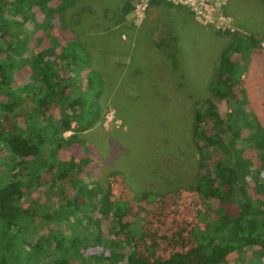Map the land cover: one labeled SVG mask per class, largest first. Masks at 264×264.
Wrapping results in <instances>:
<instances>
[{"label": "rangeland", "instance_id": "374dc122", "mask_svg": "<svg viewBox=\"0 0 264 264\" xmlns=\"http://www.w3.org/2000/svg\"><path fill=\"white\" fill-rule=\"evenodd\" d=\"M125 1L76 0L63 13L66 29L58 22L54 28L59 41L76 36L84 44L91 68L103 83L99 123L77 134L87 143L88 153L83 154L78 146L63 145L57 157L74 158L81 172L78 178L85 183L98 182L104 193L111 191V199L124 209L120 223L128 227L119 232L114 210L102 217L96 209L74 207L63 225L65 234L76 242L66 252L69 264H87L90 256L113 255L112 260L117 261L129 250L125 233L132 236L140 255L148 258L167 257L192 245L191 232L204 226L199 217L203 204L194 191L199 157L191 138L192 124L196 112L211 98L220 54L231 41L230 32L253 35L261 42V54L250 59L242 86L264 124L261 0H204L207 18H197L184 5L151 6L150 0L137 1L124 15ZM18 78L25 81L21 75ZM230 93L234 98L230 101L240 97L237 87ZM25 102L19 109L23 114L31 101ZM215 105L226 124L229 100ZM1 121L2 131L12 130L13 122H18L7 115ZM228 134L226 129L224 138ZM72 135L65 132L63 137ZM82 158L88 164L83 165ZM2 159L9 160L10 155L0 147V163ZM40 170L46 174L44 168ZM0 172L2 181L7 170L0 166ZM50 181L51 176H43L42 187L24 188L20 205L25 213L53 211L61 197L73 198L72 186L65 185L62 195L59 188L48 190ZM3 184L0 182V187ZM34 224H41L39 215ZM54 258L44 250L31 257L37 264ZM225 264H264V258L254 247L230 254Z\"/></svg>", "mask_w": 264, "mask_h": 264}, {"label": "trees", "instance_id": "16d2710c", "mask_svg": "<svg viewBox=\"0 0 264 264\" xmlns=\"http://www.w3.org/2000/svg\"><path fill=\"white\" fill-rule=\"evenodd\" d=\"M137 1L126 0L123 14H129ZM75 2L0 0V126L7 113L18 120L12 130H0V147L10 155L0 163L7 170L0 181L4 182L0 187V264H37L31 257L42 250L55 255L45 264H69L66 252L76 242L65 234L63 225L74 207L96 209L102 217L114 210L119 232L128 229L120 223L124 209L111 199V191L104 193L98 182L78 178L81 172L74 158L57 157L63 145L88 153L87 143L77 134L96 126L102 112L103 83L91 68L88 49L76 36L59 41L53 34L56 22L66 29L63 13ZM150 5L171 3L150 0ZM229 34L231 41L220 54L211 98L196 112L191 130L199 157L194 191L203 204L199 217L204 226L191 232L192 245L167 257L141 256L132 236L125 233L129 250L117 261L113 255L90 256L87 264H225L230 254L254 247L264 258V124L242 86L250 59L260 55L262 47L253 35ZM20 75L25 81H18ZM235 87L240 97L230 101L228 91ZM224 99L231 108L226 124L215 105ZM26 100L31 102L23 114L19 109ZM226 129L229 134L224 138ZM65 132L73 135L65 138ZM81 162L88 164L86 158ZM47 175L51 176L48 190L70 185L73 200L61 190L65 196L53 211L25 213L20 205L24 188L42 187ZM37 215L38 225L34 224Z\"/></svg>", "mask_w": 264, "mask_h": 264}, {"label": "built area", "instance_id": "2783aa9c", "mask_svg": "<svg viewBox=\"0 0 264 264\" xmlns=\"http://www.w3.org/2000/svg\"><path fill=\"white\" fill-rule=\"evenodd\" d=\"M174 5H184L191 9L197 18H207L208 9L204 0H165Z\"/></svg>", "mask_w": 264, "mask_h": 264}, {"label": "water", "instance_id": "95a60500", "mask_svg": "<svg viewBox=\"0 0 264 264\" xmlns=\"http://www.w3.org/2000/svg\"><path fill=\"white\" fill-rule=\"evenodd\" d=\"M228 95H229V97H230L231 100L234 99L233 96L231 95L230 91H228Z\"/></svg>", "mask_w": 264, "mask_h": 264}, {"label": "flooded vegetation", "instance_id": "af4514ba", "mask_svg": "<svg viewBox=\"0 0 264 264\" xmlns=\"http://www.w3.org/2000/svg\"><path fill=\"white\" fill-rule=\"evenodd\" d=\"M24 103H26V102H24ZM23 105H24V104H23ZM6 115L9 116V117H11V114H10V113H7ZM4 118H5V116H4Z\"/></svg>", "mask_w": 264, "mask_h": 264}]
</instances>
